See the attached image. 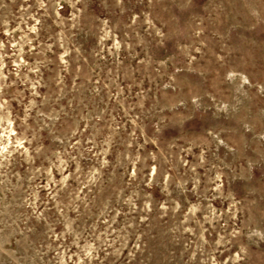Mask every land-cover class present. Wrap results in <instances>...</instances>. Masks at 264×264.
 <instances>
[{
    "label": "rangeland",
    "instance_id": "1",
    "mask_svg": "<svg viewBox=\"0 0 264 264\" xmlns=\"http://www.w3.org/2000/svg\"><path fill=\"white\" fill-rule=\"evenodd\" d=\"M0 264H264V0H0Z\"/></svg>",
    "mask_w": 264,
    "mask_h": 264
}]
</instances>
